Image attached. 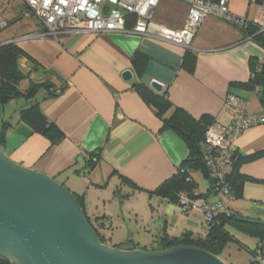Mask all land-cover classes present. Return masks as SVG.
<instances>
[{"label":"crops","instance_id":"0c3cea01","mask_svg":"<svg viewBox=\"0 0 264 264\" xmlns=\"http://www.w3.org/2000/svg\"><path fill=\"white\" fill-rule=\"evenodd\" d=\"M260 4L264 0H227L231 13L250 20L258 15ZM186 14L183 0H159L153 17L168 28L179 29ZM36 29L37 22L0 44L13 41L26 54L19 59L21 68L29 73L28 83L19 82L21 91L44 81L62 88L49 99H44L46 91L40 89L34 98L62 132V138L50 145L45 136L21 120L19 111L28 101L19 96L0 103V131L4 123L7 126L0 152L20 166L48 175L75 198L82 194L84 213L100 207L107 210L130 192L149 193L152 208L164 217L180 212L175 204L152 193L189 153L184 138L163 126L162 119L175 107L195 119L207 115L223 125L231 121L229 112L222 109L226 94L246 99L251 114L263 111L255 90L235 84L248 80L250 62L261 63L264 48L219 18L207 16L198 26L189 46L195 61L192 70L182 65L185 49L180 45L132 31L22 37ZM136 51L148 57L141 78L131 64ZM127 69L133 72L129 81L122 77ZM152 78L164 84V97L170 104L161 117L132 86L141 81L149 87ZM235 148L242 155L263 150L264 122L243 131ZM239 170L249 178L243 182L240 198L210 193L206 200L219 199L239 214L264 221V155L243 162ZM187 230L192 232L190 225Z\"/></svg>","mask_w":264,"mask_h":264},{"label":"trees","instance_id":"16d2710c","mask_svg":"<svg viewBox=\"0 0 264 264\" xmlns=\"http://www.w3.org/2000/svg\"><path fill=\"white\" fill-rule=\"evenodd\" d=\"M255 1L260 2L261 0ZM239 29L242 31L244 38L249 37L264 48V33L257 32L254 25H248L246 28ZM25 55L24 51L13 41L0 44V103L3 104L16 97L23 96L28 102L20 109L19 118L26 122L35 132L45 136L50 142V145H54L62 138V132L53 122L47 119L40 107L39 101L34 98L35 94H37L40 89L46 91L44 99H49L61 92L62 88H54L52 84L44 81L33 83L26 90L21 91L18 87L19 82L29 75L28 72H25L21 68L19 63V59ZM147 59L148 57L139 51H136L131 56L132 69L138 78H141L144 73ZM194 62V56L189 52V48L185 49L182 65L188 70H192ZM250 66L251 72L248 80L243 83H236L235 85L255 90L260 96L264 111V97L262 94V89L264 87V59L261 63L257 64L250 62ZM132 86L148 104H152L157 108V115L159 117L170 108L168 100L164 97L166 90L163 89L161 93H155L141 81L134 82ZM162 121L163 126L173 128L184 138L188 145L189 153L175 172L164 179L152 193L159 195L175 205H179L181 193H184L189 200L207 197L208 194L212 193L211 185L208 186L205 192H199L198 186L191 176V173L193 171H201L209 178L203 161L201 142L203 141L206 128L213 123L211 117L203 115L195 119L183 109L175 107L167 117L162 119ZM6 127L4 123L0 131V146L3 145L5 140ZM187 133L190 134L189 137ZM196 146L199 148L198 151L196 150ZM263 155L264 149L249 155H242L237 150L233 152L230 170L226 174V180L230 185V195L232 198H240L242 196L243 182L249 179L247 176L240 173V165L245 161ZM82 197V194L77 195L76 200L83 209ZM190 209L191 208L187 209L183 213H187ZM225 209L227 208L224 206L209 220L205 221L208 224V231L205 235H194L188 230L179 236L172 237L163 233L159 237L158 247L151 250H168L174 247L190 246L218 256L227 242L236 240L228 230V227H232L257 239V244L252 250L255 261L250 262V264H264V262H260L256 257V248L258 244H264V221L239 214L230 207H228L229 211ZM87 220L90 224L88 218ZM90 226L92 225L90 224ZM92 228H94L100 242L104 243L97 228L93 226ZM131 249H135V247ZM140 250L148 251L145 249ZM0 264L14 263L0 254Z\"/></svg>","mask_w":264,"mask_h":264},{"label":"built area","instance_id":"2783aa9c","mask_svg":"<svg viewBox=\"0 0 264 264\" xmlns=\"http://www.w3.org/2000/svg\"><path fill=\"white\" fill-rule=\"evenodd\" d=\"M11 0H0V30L7 27L4 13ZM21 1L26 11L30 10L36 18L37 29L22 35L30 37L60 38L74 33H103L132 31L140 36L153 38L189 48L196 30L207 16L219 18L237 28L254 25L257 32L264 33V4H260L256 18L250 20L244 15L229 11L227 0H183L187 5L185 24L182 28L171 29L154 20V8L159 0H16ZM254 1V0H253ZM257 90V89H256ZM264 97V87L262 89ZM246 99L234 94H226L222 109L229 112L231 121L223 125L213 122L203 136V161L210 180L213 194L231 197L226 174L230 170L232 154L236 150L235 141L246 129L264 122V111L251 114L247 111ZM180 212L196 208L209 220L224 206L219 199L208 202L206 197L187 199L181 193ZM256 257L264 262V244H258Z\"/></svg>","mask_w":264,"mask_h":264},{"label":"water","instance_id":"95a60500","mask_svg":"<svg viewBox=\"0 0 264 264\" xmlns=\"http://www.w3.org/2000/svg\"><path fill=\"white\" fill-rule=\"evenodd\" d=\"M122 77L131 80L132 70ZM149 87L161 93L164 84L152 78ZM0 254L14 264H225L190 246L149 251L106 246L66 187L1 152Z\"/></svg>","mask_w":264,"mask_h":264},{"label":"rangeland","instance_id":"374dc122","mask_svg":"<svg viewBox=\"0 0 264 264\" xmlns=\"http://www.w3.org/2000/svg\"><path fill=\"white\" fill-rule=\"evenodd\" d=\"M4 18L8 21V25L0 30V43L18 36L23 28L36 26L35 16L30 10L26 11L21 1L11 0L4 13ZM23 80L28 83L27 78ZM201 149L204 150L202 142ZM193 174L198 189L205 191L209 184L208 178L201 171H193ZM121 197L122 202L117 201L116 203L115 201L113 205H109L107 210L100 207L97 210L85 212L90 224L97 228L104 244L108 247L126 249L135 247L134 250L149 251L158 247L159 237L163 233L170 237L179 236L187 231L188 225L194 235L203 236L208 231V224L204 221L202 212L200 210L198 212L195 208L190 209L187 214L177 212L171 217H164L152 208L149 193L134 195L130 192ZM105 217L108 221L104 220ZM186 218L191 224L187 223ZM228 230L236 240L227 242L218 258L225 264H250L255 261L252 253L255 247V237L232 227H228Z\"/></svg>","mask_w":264,"mask_h":264}]
</instances>
